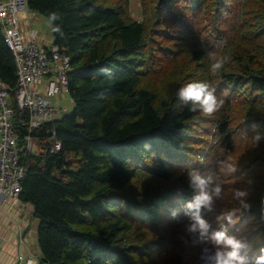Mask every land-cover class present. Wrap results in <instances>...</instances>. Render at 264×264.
Listing matches in <instances>:
<instances>
[{"label":"trees","instance_id":"trees-1","mask_svg":"<svg viewBox=\"0 0 264 264\" xmlns=\"http://www.w3.org/2000/svg\"><path fill=\"white\" fill-rule=\"evenodd\" d=\"M140 2L141 22L130 18L128 0H28L48 23L57 14L53 43L70 59L72 110L34 132L41 151L21 159L19 200L39 221L41 259L206 264L209 245L186 227L190 169L223 187L203 217L241 240L242 256L255 257L264 248V140L251 138L264 133V0ZM219 58L228 60L213 73ZM0 79L16 84L2 37ZM197 81L223 101L211 116L189 111L192 101L177 95ZM17 129L22 144L26 130ZM234 189L248 190L250 211L241 213ZM229 211L234 224L217 219Z\"/></svg>","mask_w":264,"mask_h":264},{"label":"built area","instance_id":"built-area-1","mask_svg":"<svg viewBox=\"0 0 264 264\" xmlns=\"http://www.w3.org/2000/svg\"><path fill=\"white\" fill-rule=\"evenodd\" d=\"M30 13L28 0H0V37L13 56L16 74L14 88L0 79V203L19 200L27 173L21 159L41 151L44 143L33 133L64 116L56 99L69 90V57L53 42L43 47L38 33L22 28L21 20ZM18 126L26 130L22 144ZM53 134L47 131L46 136ZM59 149L57 142L52 151ZM16 264L46 263L41 257L19 253Z\"/></svg>","mask_w":264,"mask_h":264},{"label":"clouds","instance_id":"clouds-1","mask_svg":"<svg viewBox=\"0 0 264 264\" xmlns=\"http://www.w3.org/2000/svg\"><path fill=\"white\" fill-rule=\"evenodd\" d=\"M56 13L49 15V24L51 21L57 19ZM56 32L62 30L57 27ZM228 58L216 59L211 63L210 68L213 73L218 72L224 67ZM177 95L184 101H192L189 106V111L196 112L200 109L206 116H211L217 112L223 105L222 100H218L215 89H210L209 85L204 82H191L182 85L177 90ZM252 140L259 144L264 140V133L254 132ZM150 147L145 145V148ZM229 173L237 171L233 163L226 165ZM189 187L192 189V198L186 204L190 222L187 224V231L190 233H199L202 242L209 245L205 248L201 259L206 261V264H264V248L260 249V254L255 257L242 256L240 254L241 248L245 247L241 240L235 235H230L227 227L214 229L212 225L206 220L202 210L213 212L216 200L223 198V187L216 182V179L211 174H201L198 170L190 169L188 171ZM249 192L246 189H234L233 199L239 203L241 213L250 211L251 204L248 202ZM234 212H225L217 217L218 220L227 221L228 224H234ZM176 213L173 212V217Z\"/></svg>","mask_w":264,"mask_h":264},{"label":"crops","instance_id":"crops-1","mask_svg":"<svg viewBox=\"0 0 264 264\" xmlns=\"http://www.w3.org/2000/svg\"><path fill=\"white\" fill-rule=\"evenodd\" d=\"M31 13L25 15L21 20L24 30L31 29L36 20H34L35 16H31ZM38 36V42L43 47L50 46L53 42L52 35L43 36L38 33ZM56 101L60 103L59 98ZM32 211L33 207L30 204L20 200L0 203V264H16L19 253L25 256L41 257L36 238L39 221L34 217ZM21 237L22 239H20ZM20 240L23 241V244H20Z\"/></svg>","mask_w":264,"mask_h":264},{"label":"rangeland","instance_id":"rangeland-1","mask_svg":"<svg viewBox=\"0 0 264 264\" xmlns=\"http://www.w3.org/2000/svg\"><path fill=\"white\" fill-rule=\"evenodd\" d=\"M128 13L131 19L141 22L143 20L142 18V10H141V2L140 0H128ZM238 4H242V1H239ZM31 16L34 17L33 22V29L36 33H39L43 36H50L51 35V29L50 25L46 18H44L41 15H38L36 13H31ZM60 103L59 106L63 110L64 114L70 113L72 108V103L70 101L69 96H66L65 94H61L58 96ZM67 114V115H68Z\"/></svg>","mask_w":264,"mask_h":264}]
</instances>
